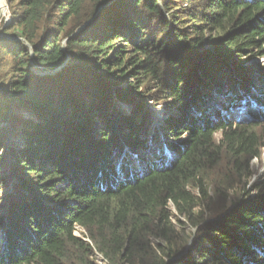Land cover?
<instances>
[{"label":"trees","instance_id":"obj_1","mask_svg":"<svg viewBox=\"0 0 264 264\" xmlns=\"http://www.w3.org/2000/svg\"><path fill=\"white\" fill-rule=\"evenodd\" d=\"M6 1L0 264H97L95 252L108 264H264V179L255 196L248 189L264 147V86L232 69L264 53V0ZM148 98L172 101L176 135L188 131L158 163L142 153ZM243 99L233 120L225 111ZM170 204L198 228L193 256Z\"/></svg>","mask_w":264,"mask_h":264},{"label":"rangeland","instance_id":"obj_2","mask_svg":"<svg viewBox=\"0 0 264 264\" xmlns=\"http://www.w3.org/2000/svg\"><path fill=\"white\" fill-rule=\"evenodd\" d=\"M2 5L5 6V9L7 8L6 10L5 9L3 10L1 8V17L4 19L5 23L7 24L11 20V12L8 7V4L6 6V4H4V2L2 1ZM2 10H3V13H2ZM0 28H1V23H0ZM11 39L18 40V37L15 36ZM249 55H250L249 57H246L243 60H241V62L235 65V68H232V69L233 70L242 69L244 70V72L251 75L252 83L255 84L254 88L256 91V89H259V87H262V85L264 86V75L261 74V69L264 66V53H260L259 51L256 50L254 52H251ZM236 66H238V68H236ZM223 68L225 70H228V68L226 67H223ZM33 71L37 74H40L41 72H43L41 69H38V67H34V64H33ZM235 78H236V81L239 80L238 76ZM240 80H241V77H240ZM236 87L238 88L237 92L239 95H241L242 97L243 96L245 97L246 95L247 98L251 97L249 94L247 95V93L244 92L246 90L243 87H241V85L236 83ZM219 100H220L219 98H216V99H212L211 101L212 104L216 106V108L221 106V103L219 102ZM243 100H241V102L239 101L240 105H238L239 106L238 108H235L233 110L229 109L225 111L227 114L232 116L233 120H236L235 116H238V114L242 115V112L245 111ZM173 104L174 103L172 101L170 100L165 101L164 99L158 100L156 103H154L151 98H148L147 100L144 101V105L146 107L144 110L147 112L150 111L151 113L150 125H149L147 135H146V143L149 145V148L147 151L142 152L148 161L152 160L155 163H158V161H160V160H157L159 157L169 158L170 152L172 151V149L169 148V143H172V144L179 143L181 140H185L188 137V131H185V132H182L176 135L179 129L175 130V128H177L178 125H176L177 123L173 122V118H172V114L177 113V109L174 107ZM123 105L126 107H130L132 109L133 107H135L133 103H128V104L123 103ZM254 106L256 107V104ZM3 125L6 128V132L8 136L10 135V138H11V140H8V136H7L6 142L10 141L9 145L11 146L12 141H13L12 138L14 139V135L12 132L13 130L12 123L9 120ZM258 130H259V133H264V122L260 124V126L258 127ZM220 138H221V133H217L216 139L220 140ZM132 155H133V160L135 162V163L133 162L134 165L136 166L137 169L140 170L142 166L141 165L142 156L141 155L137 156V154H132ZM114 156H116V154H114ZM120 159L121 158H117V161L119 162ZM250 168H251L250 170L253 173H252V176L248 180V189L250 190L251 196H255L256 193H258L259 191V184L264 179V147L262 149L261 157L253 159L251 162ZM222 169H226L224 167V164H222ZM217 178L219 177L214 176L212 180L210 181L211 185H210L209 191L211 194H213L214 191H216L215 181L217 180ZM168 209L171 212V218L174 223L175 230L177 232L175 236L177 237V240L179 241V243L184 244L185 246L184 254L189 251L190 256H193L195 254V251L193 250V246H195V241L199 240V237H200V234H198L199 232L198 228L189 225L185 217H182L178 214L173 204H170ZM75 233L78 237L84 238L88 243H91L90 239L85 237V230L82 229L81 227H77V230ZM184 237L186 238V240H183ZM158 242H161V241L156 238H152V244L154 247H156V244ZM93 258L97 262V264H105L104 261H102L103 257L100 253L95 252V255Z\"/></svg>","mask_w":264,"mask_h":264},{"label":"water","instance_id":"obj_3","mask_svg":"<svg viewBox=\"0 0 264 264\" xmlns=\"http://www.w3.org/2000/svg\"><path fill=\"white\" fill-rule=\"evenodd\" d=\"M2 1H3V2H4V4H6V6H7V1H6V0H0V7L2 8ZM10 38H13V37H10ZM62 67H63V66H62ZM62 67L58 68V69H57V70H55V71L46 72V73L55 74V73H57V72L61 71Z\"/></svg>","mask_w":264,"mask_h":264},{"label":"built area","instance_id":"obj_4","mask_svg":"<svg viewBox=\"0 0 264 264\" xmlns=\"http://www.w3.org/2000/svg\"><path fill=\"white\" fill-rule=\"evenodd\" d=\"M103 257V256H102ZM105 264H108L107 260L103 257V260ZM102 263V262H101Z\"/></svg>","mask_w":264,"mask_h":264},{"label":"bare ground","instance_id":"obj_5","mask_svg":"<svg viewBox=\"0 0 264 264\" xmlns=\"http://www.w3.org/2000/svg\"><path fill=\"white\" fill-rule=\"evenodd\" d=\"M245 97H246V95H245Z\"/></svg>","mask_w":264,"mask_h":264}]
</instances>
